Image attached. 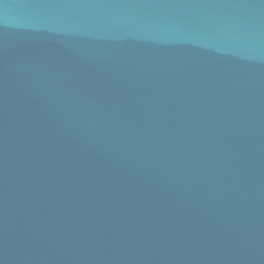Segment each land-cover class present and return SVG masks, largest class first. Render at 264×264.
Wrapping results in <instances>:
<instances>
[{
    "label": "water",
    "instance_id": "1",
    "mask_svg": "<svg viewBox=\"0 0 264 264\" xmlns=\"http://www.w3.org/2000/svg\"><path fill=\"white\" fill-rule=\"evenodd\" d=\"M0 264H264V0H0Z\"/></svg>",
    "mask_w": 264,
    "mask_h": 264
}]
</instances>
